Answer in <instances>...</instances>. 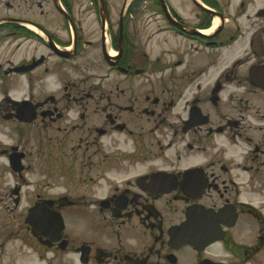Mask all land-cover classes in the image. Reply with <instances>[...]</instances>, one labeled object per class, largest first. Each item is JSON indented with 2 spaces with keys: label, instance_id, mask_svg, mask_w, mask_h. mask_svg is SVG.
<instances>
[{
  "label": "flooded vegetation",
  "instance_id": "af4514ba",
  "mask_svg": "<svg viewBox=\"0 0 264 264\" xmlns=\"http://www.w3.org/2000/svg\"><path fill=\"white\" fill-rule=\"evenodd\" d=\"M248 12L0 0V258L17 235L38 264H261L264 6Z\"/></svg>",
  "mask_w": 264,
  "mask_h": 264
},
{
  "label": "rangeland",
  "instance_id": "374dc122",
  "mask_svg": "<svg viewBox=\"0 0 264 264\" xmlns=\"http://www.w3.org/2000/svg\"><path fill=\"white\" fill-rule=\"evenodd\" d=\"M123 0H121L122 2ZM140 1V0H138ZM150 0H143L140 2L139 6H144L145 2H149ZM227 2L231 3V9L232 12H235L236 7L239 5L241 0H225ZM246 1L247 5L249 7V12L247 15H249V20L246 19V17L241 20L242 22H260L255 19L254 14L255 12L264 6V0H242ZM234 10V11H233ZM158 23H161V20H157ZM156 27V26H155ZM151 30L147 31L146 33L149 34ZM153 33H155V30H152ZM147 35L145 34L143 37V40H145ZM155 41L153 43L154 52L153 55H156L160 51L161 37H155ZM42 82V88H46L48 85L51 84L52 80L43 78ZM42 164V171H54L55 174H47L46 180L51 185V187L54 190L57 191H63V188L66 184V176L63 173V169L61 167H55L53 168V164L47 159L41 162ZM264 213V210H262ZM66 221L68 225V230L71 232L70 234L72 237H79L82 238L88 234L87 231V216L85 215L82 210H72L68 211L66 215ZM10 228H18L17 223H11ZM24 237H17V235H14V238H10L8 242H6V245H4V254L0 258V264H38L37 261V255L35 250L31 249L28 245H25L24 243ZM1 244V239H0ZM191 251L185 250L183 252V259L186 261L191 260ZM261 264H264V258L261 260Z\"/></svg>",
  "mask_w": 264,
  "mask_h": 264
},
{
  "label": "bare ground",
  "instance_id": "6f19581e",
  "mask_svg": "<svg viewBox=\"0 0 264 264\" xmlns=\"http://www.w3.org/2000/svg\"><path fill=\"white\" fill-rule=\"evenodd\" d=\"M219 24V20L215 21V26H217Z\"/></svg>",
  "mask_w": 264,
  "mask_h": 264
},
{
  "label": "water",
  "instance_id": "95a60500",
  "mask_svg": "<svg viewBox=\"0 0 264 264\" xmlns=\"http://www.w3.org/2000/svg\"><path fill=\"white\" fill-rule=\"evenodd\" d=\"M162 4H163V0H161ZM32 225H34L33 223H31Z\"/></svg>",
  "mask_w": 264,
  "mask_h": 264
}]
</instances>
